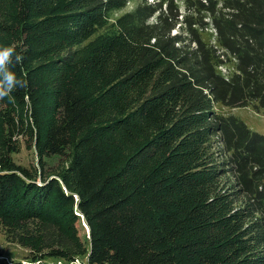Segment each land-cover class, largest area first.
Instances as JSON below:
<instances>
[{
	"label": "trees",
	"instance_id": "1",
	"mask_svg": "<svg viewBox=\"0 0 264 264\" xmlns=\"http://www.w3.org/2000/svg\"><path fill=\"white\" fill-rule=\"evenodd\" d=\"M132 1L0 0V264H264V134L215 110L264 109V0Z\"/></svg>",
	"mask_w": 264,
	"mask_h": 264
},
{
	"label": "rangeland",
	"instance_id": "2",
	"mask_svg": "<svg viewBox=\"0 0 264 264\" xmlns=\"http://www.w3.org/2000/svg\"><path fill=\"white\" fill-rule=\"evenodd\" d=\"M154 0H149L150 3H153ZM144 0H133L130 2L126 8L115 10L111 13L110 22H115L123 17L127 12L133 11L138 5L143 3ZM184 8V7H183ZM214 33L209 31L205 34V39L207 41L214 42ZM223 70L228 74H233L234 72V63L228 64V66L223 67ZM216 112L225 117L234 116L242 120L249 129L260 134H264V109L256 110L253 105L249 107H239L232 108L224 106L223 104H217L215 107ZM14 159L16 163L22 165L23 167L33 170L35 168L39 169V159L36 154L33 143L27 141V139H21L20 150L18 153L14 154ZM46 168L45 171L53 174L59 168L63 166L65 158H59L57 156L52 158H47L45 160ZM81 236L84 238L88 237V228L82 223ZM0 252L5 257L9 259L24 260L25 256L30 253V250L19 246L18 244H11L7 241L2 228L0 227ZM57 264H88L87 258H78L73 263H67L65 261H57Z\"/></svg>",
	"mask_w": 264,
	"mask_h": 264
},
{
	"label": "clouds",
	"instance_id": "3",
	"mask_svg": "<svg viewBox=\"0 0 264 264\" xmlns=\"http://www.w3.org/2000/svg\"><path fill=\"white\" fill-rule=\"evenodd\" d=\"M14 54L16 65L22 64L24 56L17 51L15 45L0 47V101L12 99L14 90L28 87V82L20 79L17 72L12 70Z\"/></svg>",
	"mask_w": 264,
	"mask_h": 264
}]
</instances>
